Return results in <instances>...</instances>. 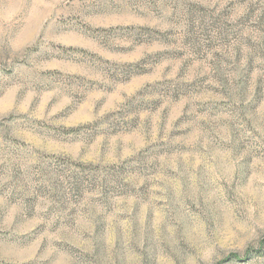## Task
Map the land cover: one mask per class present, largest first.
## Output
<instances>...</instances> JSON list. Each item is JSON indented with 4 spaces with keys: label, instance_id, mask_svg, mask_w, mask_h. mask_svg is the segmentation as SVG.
Returning <instances> with one entry per match:
<instances>
[{
    "label": "rangeland",
    "instance_id": "rangeland-1",
    "mask_svg": "<svg viewBox=\"0 0 264 264\" xmlns=\"http://www.w3.org/2000/svg\"><path fill=\"white\" fill-rule=\"evenodd\" d=\"M0 264H264V0H0Z\"/></svg>",
    "mask_w": 264,
    "mask_h": 264
}]
</instances>
